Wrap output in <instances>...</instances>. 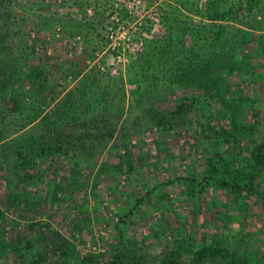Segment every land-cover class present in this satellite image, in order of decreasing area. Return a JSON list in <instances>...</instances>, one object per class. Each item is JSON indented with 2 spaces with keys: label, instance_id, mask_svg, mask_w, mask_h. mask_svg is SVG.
<instances>
[{
  "label": "trees",
  "instance_id": "1",
  "mask_svg": "<svg viewBox=\"0 0 264 264\" xmlns=\"http://www.w3.org/2000/svg\"><path fill=\"white\" fill-rule=\"evenodd\" d=\"M5 1L11 0H0V6ZM59 4L83 12L67 25L66 35L74 42L81 36L91 40L96 30L84 19L89 2ZM39 5L49 2L41 0ZM4 7L2 15L10 21L0 18L1 264H264L259 237L251 252L241 248L245 237L240 226V235H226L233 230L227 214L242 217L250 194L264 225V189L259 188L261 181L264 184V132L246 147L239 145L243 134L235 128L244 126L246 115L239 121L231 111L244 105L246 113L257 114L254 97L245 90L255 82L264 87V1L163 0L156 16L160 24L153 26L144 17L138 26L150 36L137 31L144 46L123 75L110 73L108 66L100 69L99 61H93L101 45H78L70 54L45 53V27L37 23L30 36L25 28L13 27L15 21ZM92 9L94 14L96 7ZM45 19L40 16L38 21L43 24ZM54 21L60 23L61 18ZM14 37L16 45L6 44ZM63 79L73 83L66 86L60 83ZM231 86L239 90L237 99L230 94ZM147 127H154L166 145L184 143L198 152L202 164L197 175L177 174L158 182L135 175V165L143 167L147 160L139 153V162L134 160L129 141ZM100 155L103 159L95 166ZM111 155L116 160L107 158ZM121 174L126 176L124 184ZM129 178L141 179L136 192ZM106 179L114 181L103 184V197L117 193L120 202L109 200L106 228L95 236L85 221L86 186L89 182L94 204L100 203L97 187ZM176 182L186 194L178 205L147 203L155 189L164 191ZM211 190H220L226 202L223 197L211 200L206 206L213 213L202 211V218L187 203L204 201ZM146 209L152 212L151 222L160 225L172 217L178 226L185 220L193 226L196 218V231L202 219L226 229L201 230L192 241L186 236L173 239L157 258L148 259L143 246L156 230L146 223L139 225L143 231L136 236L127 234L136 220L144 224ZM52 217L54 226L47 221ZM41 235L48 241L40 240ZM184 251L187 257H182Z\"/></svg>",
  "mask_w": 264,
  "mask_h": 264
},
{
  "label": "rangeland",
  "instance_id": "2",
  "mask_svg": "<svg viewBox=\"0 0 264 264\" xmlns=\"http://www.w3.org/2000/svg\"><path fill=\"white\" fill-rule=\"evenodd\" d=\"M43 2H49V5L41 6L38 4L41 3V0H11V1H5L4 4L0 6V18L2 16V19L6 22L10 21V18L6 19L4 15H2L3 10L5 9L4 5L6 6V10H8V15L10 17H13V20L15 21L13 27H21L28 30V34L31 36L34 34V29L32 27L36 26L37 23H39V28L45 27L46 31L48 32L47 38L45 39V53H52L56 52L58 54H62L63 52H66V54H70L73 51V48L80 45L83 47L91 48L93 45L95 46H102V49L96 54L93 61L97 60L99 61L100 69H103L102 66H108V71L113 74H124V69L127 63H129L130 60L134 59L135 56L143 49V46L139 49L138 52L135 54H127L124 52V59L120 60L119 62H116L111 59L113 54L107 49V44L103 45V42L105 43V33L108 26L116 25L118 22L128 21L129 23H133L134 25L139 26L140 23L143 22L144 17H148L150 20V23L153 26H158L160 23L157 21V15L159 14L158 11L161 9V5L163 3V0H138L135 4H132L130 7L127 5L132 2H124V0H83L88 1L89 6L86 7V14L84 19L86 21H91L92 25L95 27L96 34L93 35V37H90L91 40L84 41V37H81L79 35H75L76 37H80L78 39V42L72 41L71 38H69L66 34L67 25L70 23V21L74 18H80V16L83 14L82 11H78L75 6H68L64 4H59L60 0H42ZM264 1V0H261ZM8 2L6 5L5 3ZM127 3V4H126ZM8 5L10 8H8ZM4 7V8H3ZM96 7V10L93 14V9ZM93 14V15H92ZM160 15V14H159ZM23 16V19L21 17ZM40 16H46V22L41 24L40 21H38V18ZM157 16V17H156ZM59 17L61 18L60 23H55L54 18ZM139 22V23H136ZM0 26H1V20H0ZM40 28V29H41ZM153 28V27H152ZM3 30V27H0V31ZM141 30V29H139ZM44 31V30H43ZM143 31V36H150L145 30ZM264 31V30H263ZM142 35V33H141ZM74 36V37H75ZM123 33L119 32L118 37H122ZM27 40H29V36L27 35ZM4 40L0 41V46H3ZM6 44H17V37H14L12 41L6 40ZM38 47L41 45H37ZM43 46V44H42ZM79 46V47H80ZM73 47V48H72ZM15 49V50H14ZM17 48L13 47L14 53H16ZM79 51V50H76ZM12 52V51H11ZM52 71V75H53ZM58 74V72H57ZM65 83L66 86H69L73 83V81H68L66 79L61 80L60 82ZM238 87L242 86V82L239 81V84H237ZM127 84L125 83V88ZM234 86V85H233ZM231 86L232 92L231 95L236 98L237 93L239 90L236 87ZM242 90L244 92L245 89ZM248 95H251L254 97V106L255 110L257 111L256 115H250L249 113H246L245 106L244 105H237L236 107H232L231 111H234L236 114L237 119L240 121L242 116L245 117L246 115V123L243 121L244 126L242 128H235L238 129L240 134L242 135V139L239 140V145H242L243 147H246L247 142L260 139L264 132V87L260 82H255L252 84V86H248V88L245 90ZM237 99V98H236ZM241 101V100H240ZM161 105H166V102H161ZM255 116L257 118V121L255 119ZM242 121V120H241ZM251 123V124H249ZM238 126V125H237ZM155 133L156 136L158 135V138L155 139ZM186 137V136H185ZM164 137H162L159 134H157V131H155L154 127H147L142 130V133L138 137H133L129 141V147L130 150H132L133 157L135 158L137 162H139V158H136L137 154L143 155V160H147V162L143 165V167H139L138 165H135V175L141 173L144 177V179H147L150 177L155 180V182L166 180V178L172 177L177 174H192L197 175V171L201 168V155L198 152L193 151L192 149H189V146H183L178 144L174 145L172 147L171 145H166L168 142L164 143L163 140ZM190 137H189V139ZM165 144V145H164ZM122 149L120 150V152ZM115 152V151H114ZM111 158L113 160H116L115 155H111ZM132 156V155H131ZM103 159V157L100 155L97 159V162L95 166ZM133 161V159H132ZM134 162V161H133ZM137 164V163H136ZM95 168V167H94ZM93 168V169H94ZM137 169V171H136ZM111 171V170H109ZM153 171V173L150 174V172ZM93 170L89 174V178L92 176ZM150 174V175H149ZM120 183L124 184V181L126 180V176L121 174L119 176ZM64 177H61L62 183L64 182ZM129 181L131 178L128 179ZM151 180V179H150ZM149 180V182H151ZM114 180H107L100 183V185L97 187V195L96 197L100 196V203L96 202L94 204V200L91 198L90 194V186L89 182L86 186V192H87V200L88 205L85 209L86 214V222H88L89 227L91 228V232L95 236L99 235L101 232H104L103 228H106L104 225V219L106 216L109 218V212L106 210L107 204L113 202V204L117 205L118 202H120L119 195L117 193L115 195H111L108 199L106 197H103L104 191L101 190L103 188V184L110 185L111 182ZM134 189L133 191L136 192L138 185H141V179H136V181L131 180L130 183H133ZM150 184V183H149ZM263 187L264 184L261 181L259 183V188ZM182 187L177 182L174 183V185H166L164 191L160 189H155L154 194L150 195L147 199V203H151L153 206L155 204L161 205V207L167 206L173 208L176 203L177 205L181 202V199H186V194L182 192ZM114 192H118L117 189ZM132 192V194H135ZM106 196V195H105ZM218 196V197H216ZM81 197V196H79ZM223 194L220 190H216V194L214 190L210 191V194H208L204 201H201L199 198L196 200L190 199V204L187 206H190L189 209L194 210L195 212L197 209L199 212L200 217L202 216V211H209L212 214L213 211L206 205L209 204L211 200H218L222 199ZM247 200L249 203V208H247V211L242 214L241 217L240 214H236L233 216V214H230L226 217V222L233 230H230L226 235H240L242 231L239 232V228L243 230V235L245 237V241L241 244V248L250 250L253 252L252 243H254L255 238L258 241V237L264 242V225L262 222L261 217V211L258 208L257 204L255 203L254 195L250 194L247 197ZM80 199V198H79ZM200 200L201 206H199L198 201ZM225 200V197H223L222 201ZM185 201V200H184ZM64 204H68V199L63 201ZM226 202V200H225ZM70 204V203H69ZM95 205V206H93ZM49 206V205H48ZM66 206V205H65ZM52 205L49 206L51 208ZM147 208V204L145 205ZM226 207V205L224 206ZM150 209V208H149ZM149 209H146V215L144 216V224L140 220H136L134 225H131L132 229L127 232L128 235L135 234L137 235V232H142L143 229L139 228V225H145L146 223L150 224V229L155 231V234H152L151 237L148 238V241L143 246V251L147 255L148 259H155L160 254V250L166 249L170 247L176 240L182 238L183 236H186L185 238L187 240L192 241L194 239V236L196 237L200 231H209V232H218L220 230H225L226 228H216L214 223L207 222L202 219L201 225L199 224V228L196 231V225L197 220L196 218L193 220L194 227L188 223L189 221H180V225L174 223V219L172 217L166 218V222H164V225H160L158 222H151L150 214L152 213ZM152 210V209H151ZM174 210V209H173ZM172 211V210H171ZM201 211V212H200ZM59 212L63 213V206L59 209ZM168 212V211H167ZM227 212V211H226ZM236 213V211H233ZM196 214V213H194ZM69 216V213H68ZM98 216L97 218H95ZM180 220L183 219L182 215L178 216ZM106 218L107 220H109ZM143 218V217H142ZM210 220V219H209ZM47 221L49 225L53 226L55 225L52 218H47ZM187 221V222H186ZM211 221V220H210ZM63 222V221H62ZM150 222V223H149ZM163 223V222H162ZM68 225V224H67ZM238 226H240L238 228ZM48 227V226H47ZM61 228L59 226L54 227ZM177 229H174L176 228ZM155 228V229H154ZM163 228V229H162ZM52 231V229H50ZM59 230V229H58ZM108 230V229H107ZM142 230V231H141ZM159 230V231H158ZM162 230V231H160ZM110 233V230H108ZM177 237V238H176ZM227 239V236H225ZM233 238V237H232ZM40 240L42 241H48V238L46 235H41ZM228 241L231 240V238L227 239ZM91 248H94L95 250L96 246ZM260 248H263L264 250V243L260 244ZM182 257H187V251L182 252ZM1 264V263H0ZM8 264V263H6Z\"/></svg>",
  "mask_w": 264,
  "mask_h": 264
},
{
  "label": "built area",
  "instance_id": "3",
  "mask_svg": "<svg viewBox=\"0 0 264 264\" xmlns=\"http://www.w3.org/2000/svg\"><path fill=\"white\" fill-rule=\"evenodd\" d=\"M138 0H128L127 6L130 7ZM127 4V3H126ZM139 23V22H136ZM139 28L133 23L128 21L118 22L116 25L108 26L105 33L107 49L113 54L112 60L119 62L125 57L124 52L127 54H135L142 47V38L138 34ZM122 32L123 36L118 37V33Z\"/></svg>",
  "mask_w": 264,
  "mask_h": 264
}]
</instances>
